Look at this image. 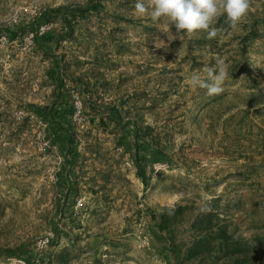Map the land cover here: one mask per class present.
<instances>
[{"label": "rangeland", "instance_id": "374dc122", "mask_svg": "<svg viewBox=\"0 0 264 264\" xmlns=\"http://www.w3.org/2000/svg\"><path fill=\"white\" fill-rule=\"evenodd\" d=\"M91 1L0 0V264H180L206 234L193 225L205 211L229 223L243 252L215 247L184 263L264 264V0H249L236 24L218 17L214 38L140 18L136 0H99L77 18L56 47L78 152V187L65 196V157L33 108L55 90L34 30L60 28L41 13ZM217 61L229 75L209 95L191 77ZM146 127L160 158L140 151L143 182L132 131ZM178 205L176 257L152 213Z\"/></svg>", "mask_w": 264, "mask_h": 264}, {"label": "trees", "instance_id": "16d2710c", "mask_svg": "<svg viewBox=\"0 0 264 264\" xmlns=\"http://www.w3.org/2000/svg\"><path fill=\"white\" fill-rule=\"evenodd\" d=\"M99 0H93L85 7H64L60 6L57 8L49 9L46 12L41 13V18H46L48 21L52 20L50 17L55 16V18L61 19V25L59 29H47L42 33H38V30L34 31V42L37 47L42 51L43 54L49 56L50 64L47 69V74L54 84V99L51 103L45 105H34L33 108L36 114L48 123L47 133L51 136V141L58 146L60 152L65 157V162L63 163L64 170L61 169L59 174V184L65 189V196L69 195L74 189L78 187L76 181L77 177L74 173V164L78 157V152L76 150V139L75 130L73 123L71 121V116L73 113V106L69 99L68 91L65 87V82L62 72L64 71V56L61 53L56 52V47L59 43L63 42L66 37L73 35L74 23L77 18L84 17L89 11L98 10ZM38 28V27H37ZM33 31V30H32ZM10 36L16 37L17 31L10 30ZM80 80V78L78 79ZM116 117L118 121L122 120L119 112L116 111ZM102 119V118H101ZM149 127L144 128L142 131L140 128H136L132 131L134 137V154L133 160L137 168L136 173L145 182L144 177V161L146 160V154H140L141 150L149 151L152 160H159L158 152L159 146L157 148L151 147L149 140L146 135L149 134ZM264 147V144H263ZM77 192H74V195ZM183 206L178 205L171 210H167L157 215L155 212L152 213V218L156 221V227L159 233L165 236L166 243L165 247L169 249V252L176 257L180 255L181 242L177 241L174 237L173 228L177 222L178 216L182 213ZM202 223L196 226L197 222ZM204 221V222H203ZM193 225L197 227L198 230L206 231L204 238H199L193 241V245L185 250L186 258L192 260L198 254L204 251L212 250L215 247L220 250H227L230 246L235 247L236 252H243L242 243L234 238V235L228 232L229 223L225 219H220L218 214L213 211H205L202 215H199L196 220H194ZM165 249V248H163ZM183 258V257H182ZM181 258L180 264H186ZM52 258L49 257L48 260L37 259L36 262L41 264H51ZM27 264L32 263L29 258L26 260ZM68 262L65 260L64 264ZM188 264V263H187ZM201 264V259L195 263Z\"/></svg>", "mask_w": 264, "mask_h": 264}, {"label": "clouds", "instance_id": "9594fccd", "mask_svg": "<svg viewBox=\"0 0 264 264\" xmlns=\"http://www.w3.org/2000/svg\"><path fill=\"white\" fill-rule=\"evenodd\" d=\"M249 8V0H136L135 3V13L140 18L154 22L166 18L178 34L203 30L209 38L217 36L212 25L218 17L226 15L232 24H236L247 15ZM221 63L217 61L215 67H208L203 79L193 74V86L207 89L209 95L221 93L222 84L229 75L226 68L220 67Z\"/></svg>", "mask_w": 264, "mask_h": 264}, {"label": "bare ground", "instance_id": "6f19581e", "mask_svg": "<svg viewBox=\"0 0 264 264\" xmlns=\"http://www.w3.org/2000/svg\"><path fill=\"white\" fill-rule=\"evenodd\" d=\"M78 103V102H77ZM80 105L78 104V105H76V107H79ZM78 112H79V110L77 111V114H78Z\"/></svg>", "mask_w": 264, "mask_h": 264}]
</instances>
